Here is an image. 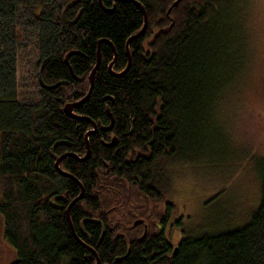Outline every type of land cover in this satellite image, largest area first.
I'll return each mask as SVG.
<instances>
[{"label": "trees", "instance_id": "1", "mask_svg": "<svg viewBox=\"0 0 264 264\" xmlns=\"http://www.w3.org/2000/svg\"><path fill=\"white\" fill-rule=\"evenodd\" d=\"M101 1L113 10L99 0H0V213L12 264H98L90 248L101 264H264V156L255 158L261 203L243 225L205 222L177 244L166 230L150 226L143 237L134 226L165 215L168 227L178 215L172 179L215 146L221 95L238 73L232 1ZM141 6L147 27L129 44L128 71L114 75L108 41L122 73L127 42L145 26ZM71 52L79 55L67 63ZM31 58L23 92L19 73ZM70 103L78 118L67 115Z\"/></svg>", "mask_w": 264, "mask_h": 264}, {"label": "rangeland", "instance_id": "2", "mask_svg": "<svg viewBox=\"0 0 264 264\" xmlns=\"http://www.w3.org/2000/svg\"><path fill=\"white\" fill-rule=\"evenodd\" d=\"M231 1L234 16H226V25L231 29V66L232 71L238 70L237 79L221 95L215 146L200 150L196 166L185 178L172 179L168 198L175 203L178 216L184 217L182 226L169 227L166 232L174 244L185 237L184 230L193 232L205 222L241 226L261 203L255 158L264 156V0ZM33 62L31 58L21 63L23 92L28 79L35 76ZM209 160L213 163L205 164ZM17 259L15 248L5 239L0 213V264Z\"/></svg>", "mask_w": 264, "mask_h": 264}, {"label": "water", "instance_id": "3", "mask_svg": "<svg viewBox=\"0 0 264 264\" xmlns=\"http://www.w3.org/2000/svg\"><path fill=\"white\" fill-rule=\"evenodd\" d=\"M117 1V0H116ZM181 0H177V2H175L174 3V7H177L178 6V3L180 2ZM100 5L103 7V9L106 11V12H111V10H113V9H111V10H108V9H106L105 8V6L102 4V2H101V0H100ZM142 7V10L144 11V14H146V12H145V10H144V7L143 6H141ZM147 14H146V18H145V27H144V29L141 31V32H139V33H137V34H135L132 38H130L129 40H128V42H127V45H126V48H128V59H129V64H128V66H127V68L125 69V71L124 72H122V73H117V72H115V71H113V65L116 63V59H117V51H116V49L114 48V46H113V44L111 43V42H109L108 41V44L114 49V51H115V57H114V61L109 65V70L112 72V74H114V75H117V76H123L127 71H128V69H129V67H130V65H131V61H132V59H131V57H130V53H129V50H130V48H129V44H130V42L132 41V40H134L135 38H137V37H139L141 34H143L144 32H145V29H146V27H147ZM101 44H102V41L99 43V50H98V55H97V64H96V66L92 69V71H91V75L89 76V81H90V83H91V88H90V90H89V92L86 94L87 96H86V98H84L83 100H81V102H84L85 100H87L90 96H91V92H92V89H93V86H94V78H95V75H96V71H97V69H98V67L100 66V64H101ZM79 55V53H77V52H71V53H69L68 54V56L66 57V62L68 63V58L71 56V55ZM70 70L72 71V68L70 67ZM72 73H73V71H72ZM75 78L77 79V80H79V81H83V80H85V78L86 77H80V78H78L77 76H75ZM41 81H42V79H41ZM81 102L79 103V104H81ZM75 105H77V104H72V103H70V104H68V105H66L65 107V111H66V113H67V115L69 116V117H75V118H78L75 114H74V112H73V110H74V107H75ZM83 118V117H82ZM92 122V121H91ZM92 125L94 126V128L96 129V123L95 122H92ZM112 125H113V121H112V124L109 126V128H112ZM94 129V130H95ZM90 135V133L89 134H87V137L86 138H88V136ZM109 146H115L116 145V138H114V141H113V143H111V144H108ZM88 155H90V153H91V150L89 149V144H88ZM62 159V158H61ZM61 159H59V160H57V162H56V166H57V168H58V170L61 172V170H60V161H61ZM83 198V195H80V197H78V198H76L75 200H74V202L72 203V204H74L76 201H78V200H80V199H82ZM70 209V208H69ZM68 213V212H67ZM92 222H95V223H98L99 221L97 220H91ZM101 223V222H100ZM142 223V221H136L135 223H134V225L136 226V225H139V224H141ZM106 233V231L104 230V232H103V234H102V236L104 235ZM90 250L91 251H93L94 253H95V255H96V259H97V262H98V264H101V262H99V258H98V255H97V253H96V251H94L93 249H91L90 248Z\"/></svg>", "mask_w": 264, "mask_h": 264}, {"label": "flooded vegetation", "instance_id": "4", "mask_svg": "<svg viewBox=\"0 0 264 264\" xmlns=\"http://www.w3.org/2000/svg\"><path fill=\"white\" fill-rule=\"evenodd\" d=\"M172 203H173V201H172ZM177 216L178 215H176L170 222H167L168 220L166 221L168 227L163 225V224H165V219H166L165 215L163 217H161V218H157V219L154 218V220L152 222H149L146 219H138V221H143L142 225H141V226H144L143 237H145L147 235V233L149 232L150 226L152 227V231L153 232L156 231L158 233L162 232L163 230H166V232H167L169 227L170 228H174V226L176 227V223H177V220H178Z\"/></svg>", "mask_w": 264, "mask_h": 264}, {"label": "bare ground", "instance_id": "5", "mask_svg": "<svg viewBox=\"0 0 264 264\" xmlns=\"http://www.w3.org/2000/svg\"><path fill=\"white\" fill-rule=\"evenodd\" d=\"M145 18H146V14H145ZM147 20H148V16H147ZM145 25V24H144ZM145 27V26H144ZM144 29V28H143ZM69 65V64H68ZM97 221V220H96ZM105 230V229H104ZM104 230H103V232H104Z\"/></svg>", "mask_w": 264, "mask_h": 264}]
</instances>
